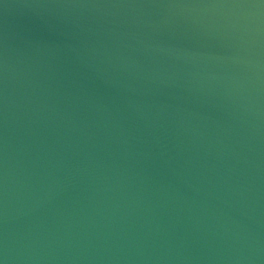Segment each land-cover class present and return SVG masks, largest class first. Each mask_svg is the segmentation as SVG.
<instances>
[{"label":"water","instance_id":"95a60500","mask_svg":"<svg viewBox=\"0 0 264 264\" xmlns=\"http://www.w3.org/2000/svg\"><path fill=\"white\" fill-rule=\"evenodd\" d=\"M0 264H264V0H0Z\"/></svg>","mask_w":264,"mask_h":264}]
</instances>
